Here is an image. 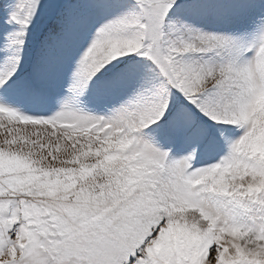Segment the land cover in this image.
<instances>
[{"label":"snow or ice","instance_id":"1","mask_svg":"<svg viewBox=\"0 0 264 264\" xmlns=\"http://www.w3.org/2000/svg\"><path fill=\"white\" fill-rule=\"evenodd\" d=\"M0 264H264V0H0Z\"/></svg>","mask_w":264,"mask_h":264}]
</instances>
